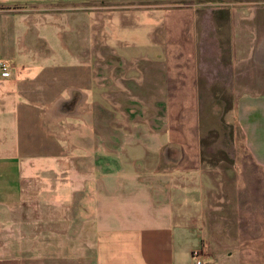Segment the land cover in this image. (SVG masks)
Instances as JSON below:
<instances>
[{
  "label": "crops",
  "instance_id": "obj_1",
  "mask_svg": "<svg viewBox=\"0 0 264 264\" xmlns=\"http://www.w3.org/2000/svg\"><path fill=\"white\" fill-rule=\"evenodd\" d=\"M84 1L0 0V61L14 67L9 76L0 71V264H214L195 256L206 246L209 228L214 238L205 191L214 180L200 168L179 165L153 171L106 166L101 160L94 166L82 162L95 149L104 163L109 158L102 150L105 131L99 126L92 134L87 123L88 100L97 89L92 84V24L89 18L85 21L90 14L84 7L73 13L68 9ZM183 10L193 13L189 7ZM141 17L135 27L150 18L148 11ZM118 21L115 26L123 30L125 22ZM214 25L226 24L214 19ZM167 40L181 48L171 53H187L184 42L176 43L172 36ZM235 112L247 155L238 157L214 190L223 188L232 212V243L224 240L225 248L233 253L249 250L261 259L264 147L256 141H264V105H236ZM93 141L98 145L92 149ZM48 172L49 182L29 183ZM243 238L263 245L235 244ZM249 259L245 264H261Z\"/></svg>",
  "mask_w": 264,
  "mask_h": 264
},
{
  "label": "rangeland",
  "instance_id": "obj_2",
  "mask_svg": "<svg viewBox=\"0 0 264 264\" xmlns=\"http://www.w3.org/2000/svg\"><path fill=\"white\" fill-rule=\"evenodd\" d=\"M84 3L68 9L73 13L84 7L90 14L85 21L89 18L92 24V84L97 89L88 100L91 106L87 123L92 126V134L105 131L107 139L102 142V150L113 161L108 158L104 163L102 152L95 149L83 164L94 166L101 160L106 166L134 165L153 171L179 165L200 168L214 180L205 190L211 201L206 216L214 218V238L211 239L209 228L206 246L197 253L214 264H245L246 258L264 264V255L255 259L256 253L249 250L233 253L225 248L224 240L232 243V212H228L223 188L214 190V183H223L238 157L247 155L244 134L237 124L236 105H264V0ZM188 7L192 14L183 10ZM142 11H148L150 18L135 27L133 24L143 19ZM218 11L225 14H217ZM116 17L125 22L123 30L115 26L119 22ZM214 19L223 21L225 27L217 28ZM183 29L185 36L181 34ZM171 36L176 43L184 42L187 53L175 52L181 48L167 42ZM260 133L264 136V127ZM151 135L155 140H150ZM173 135L181 140L173 141ZM97 145L93 141L92 149ZM251 145L250 149L255 146ZM256 145L264 147V141H256ZM186 151L192 154L188 156L190 160ZM77 161L75 165L80 164ZM62 164L66 166L65 162ZM49 176V172L39 175L29 183L37 179L42 184L49 182ZM190 183L194 185L193 181ZM30 187L33 196L34 185ZM89 191L87 187L85 192ZM90 195L91 192L87 196ZM31 213L28 209V216ZM247 239L235 240V244L263 245L258 238L255 243L250 241L252 238ZM76 256L79 257L76 254L75 259Z\"/></svg>",
  "mask_w": 264,
  "mask_h": 264
},
{
  "label": "built area",
  "instance_id": "obj_3",
  "mask_svg": "<svg viewBox=\"0 0 264 264\" xmlns=\"http://www.w3.org/2000/svg\"><path fill=\"white\" fill-rule=\"evenodd\" d=\"M13 69L14 67L11 63H8L6 61H0V71L4 76H9ZM195 256L198 260H200L202 257V255L198 253H196Z\"/></svg>",
  "mask_w": 264,
  "mask_h": 264
},
{
  "label": "bare ground",
  "instance_id": "obj_4",
  "mask_svg": "<svg viewBox=\"0 0 264 264\" xmlns=\"http://www.w3.org/2000/svg\"><path fill=\"white\" fill-rule=\"evenodd\" d=\"M81 5V4H80Z\"/></svg>",
  "mask_w": 264,
  "mask_h": 264
}]
</instances>
